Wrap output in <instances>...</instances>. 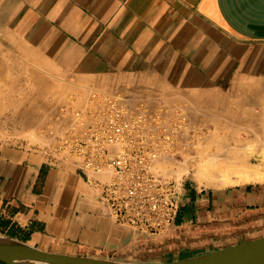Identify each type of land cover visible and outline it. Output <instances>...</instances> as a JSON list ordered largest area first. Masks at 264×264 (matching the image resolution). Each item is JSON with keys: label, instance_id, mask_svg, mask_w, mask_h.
I'll return each mask as SVG.
<instances>
[{"label": "crops", "instance_id": "obj_1", "mask_svg": "<svg viewBox=\"0 0 264 264\" xmlns=\"http://www.w3.org/2000/svg\"><path fill=\"white\" fill-rule=\"evenodd\" d=\"M0 77L14 104L24 88L32 103L42 89L51 107L85 88L121 90L182 107L208 125L229 113L239 134L264 135V0H0ZM181 200L182 227L234 225L264 237V182L194 188ZM0 234L67 255L137 250L74 158L5 143ZM185 252L173 259L208 251Z\"/></svg>", "mask_w": 264, "mask_h": 264}, {"label": "built area", "instance_id": "obj_2", "mask_svg": "<svg viewBox=\"0 0 264 264\" xmlns=\"http://www.w3.org/2000/svg\"><path fill=\"white\" fill-rule=\"evenodd\" d=\"M74 117L56 150L75 158L113 221L144 240L181 230V185L157 164L193 151V120L177 105L123 95Z\"/></svg>", "mask_w": 264, "mask_h": 264}, {"label": "rangeland", "instance_id": "obj_3", "mask_svg": "<svg viewBox=\"0 0 264 264\" xmlns=\"http://www.w3.org/2000/svg\"><path fill=\"white\" fill-rule=\"evenodd\" d=\"M12 92L13 91L10 88L0 87V100L1 102H4L0 104V116L4 115V117L0 118V144L5 143L27 151L35 149H49L52 151V153L55 154V156L62 155L66 157L72 156H67L65 154L59 153L56 148L58 147L59 140L64 130L75 122L74 116L76 112L87 111L89 110V108L92 110L95 109L97 106H99L101 99L105 95H123L133 98L131 97L130 92H122L121 90L108 91L99 88H85L83 89L82 93L69 94L67 97H65V100L60 101L59 103L51 107L52 105L50 104L44 105V103H42V101L45 99L42 89L37 90L35 103L29 101V99H32L29 97V88H24L21 90L20 104H14L7 101L8 98L12 99ZM168 104L172 105L170 103ZM180 109L187 114V112L182 107ZM215 115L216 114H214L212 119L209 121V125L208 123L202 121H193L196 129V136L194 149L191 153H186L184 159L169 160L168 162H164V164L168 165L164 170L173 169L175 171L178 166H183L180 178L177 179L176 174L175 176L171 175V177H174L181 185V198L185 194V192L189 193V190L194 188L199 191L202 190V192H204L205 190L209 191L230 186L244 185L241 183L233 182L216 183L212 187H198L196 185L197 182L196 177L194 176V171H196L198 167L204 163L206 157L210 155V153L222 155L225 150V148H223L224 146L221 147L222 144L218 145L220 141L215 142L214 139L212 140L213 132L211 134H208L210 128L211 130H214V123L216 122V120L222 121V124H224L230 132H236L233 130L237 127V123L231 118L233 115L230 114L229 117L228 113V118L226 117L222 119H219ZM230 134L232 135L228 136L229 138L235 135L233 133ZM240 137L244 141L242 150L250 155V164L252 163L251 165L256 167L264 165V162H260L258 159L259 157H256L257 155L264 156V149L262 148L264 147V136H261V138L259 137L256 140L251 139L247 135H242ZM260 139L262 142L259 141ZM248 140H250L251 142H249ZM252 140L254 141V143L252 142ZM249 144H253V146H250ZM227 145L225 146L226 149L233 147L232 144L228 146ZM245 145L246 148H244ZM255 146H257L256 149ZM258 147L262 148L263 150H261L260 152ZM218 150H220L221 152L218 153ZM223 157L225 158L224 155H222V157H219L220 160H228L224 159ZM172 165H175L176 168H173ZM194 228L195 229L192 230V227L189 228V226H184L182 227L181 231L177 233V235H179L177 236L178 238L181 236L183 238H189V243L187 241H184L185 238H181L179 240L183 241L182 243L167 248V251L164 250L156 253L155 255H153V258L149 256L150 259H148L147 261L154 262L170 260L179 257L181 255L179 252L185 249L188 250V253L185 252V254H195L221 248L224 246H231L239 241H247L254 239L252 237H255L249 234H240V232L237 231L238 227L234 225L223 226L221 228H211L203 226H196ZM194 238L196 240L192 242ZM126 249L128 248H124V250ZM131 254L135 255V257H137L139 260H146L144 257H141L142 255L140 254ZM120 255L122 256V253H120L118 256Z\"/></svg>", "mask_w": 264, "mask_h": 264}, {"label": "bare ground", "instance_id": "obj_4", "mask_svg": "<svg viewBox=\"0 0 264 264\" xmlns=\"http://www.w3.org/2000/svg\"><path fill=\"white\" fill-rule=\"evenodd\" d=\"M235 122L237 123V121ZM236 126L237 127L233 129L236 132H230L227 129V127L217 128V130H215V133L212 135V140L214 139L215 142L220 141L218 145L222 144L221 147L224 146L223 148H225V150L222 148L224 150L222 155L225 156V158L224 157L223 158L228 159V160H224V161L220 160L219 157H222V155L220 154H217V155L216 153H212V154L210 153V155L207 154L208 156L206 157V160L204 161V163L201 166H199L196 171H194V176L196 177V182H197L196 185L198 187H212L216 183H227V182L241 183V184L264 182V165L260 167L259 166L256 167V166H252L251 165L252 163L250 164L249 162L250 155L242 150L244 141L240 137L242 135L238 133V130L240 132V127L238 125ZM229 132L235 135L229 138L228 136L232 135ZM247 136L253 140H256L257 138L259 137L261 138V136H264V135H250L249 134ZM253 140L252 142L254 143ZM248 141L251 142L250 140ZM259 141H261V139ZM227 144L228 145L232 144L233 147L226 149L225 146ZM249 145L253 146V144H249ZM256 147L257 146H255V149ZM244 148H246V145ZM262 148L264 149V147ZM262 148L258 147L260 152L261 150H263ZM218 151H219L218 153L221 152L220 150ZM256 157H259L258 159L260 162L262 163L264 162L263 155H257ZM164 162L165 161L157 164V169L159 171H163L165 174H168V176H171V175L175 176L176 174L177 179L180 178L183 166L181 165L178 166V168L175 171L173 169L164 170L168 166L167 164H164ZM166 162H168V160ZM172 166L173 168H176L175 165H172ZM100 175H102V180H106L108 178V175L106 173H102ZM176 225L179 226L178 220H176ZM122 228L127 229V231H129L135 237L136 239L135 245H136L137 250H135L133 254L142 255L141 257H144L146 259L144 260L140 258L143 261H147L148 259H150L149 258L150 255L159 253L164 250L167 251L168 250L167 248L182 243L183 241L179 239L181 238L184 239L182 236L179 238L177 237L179 236L177 235V233L181 231L180 228L176 232L171 233L170 235L159 236L152 240H144L143 238H140L139 236L137 237V235L131 229H128L125 227H122ZM170 241H173V243ZM0 246L4 249H10V248L17 247V244L14 243V240L0 234ZM146 249H148V251H146ZM129 254L130 255L128 256L125 253H122V256L120 255V256L110 257V258H124V260H129V261L139 260L138 258L135 257V255H132L131 253ZM136 256H139V255H136ZM179 259H182V258H179ZM173 260H178V259L163 260V261H173Z\"/></svg>", "mask_w": 264, "mask_h": 264}, {"label": "water", "instance_id": "obj_5", "mask_svg": "<svg viewBox=\"0 0 264 264\" xmlns=\"http://www.w3.org/2000/svg\"><path fill=\"white\" fill-rule=\"evenodd\" d=\"M5 236V235H4ZM8 237V236H6ZM10 238V237H8ZM12 239V238H10ZM14 240L17 247L0 246L3 264H264V237L173 261H129L43 251Z\"/></svg>", "mask_w": 264, "mask_h": 264}, {"label": "trees", "instance_id": "obj_6", "mask_svg": "<svg viewBox=\"0 0 264 264\" xmlns=\"http://www.w3.org/2000/svg\"><path fill=\"white\" fill-rule=\"evenodd\" d=\"M178 221H179V219H178Z\"/></svg>", "mask_w": 264, "mask_h": 264}]
</instances>
